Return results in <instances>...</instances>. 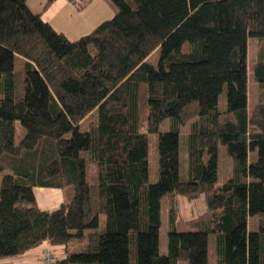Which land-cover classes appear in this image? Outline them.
<instances>
[{
  "label": "trees",
  "instance_id": "16d2710c",
  "mask_svg": "<svg viewBox=\"0 0 264 264\" xmlns=\"http://www.w3.org/2000/svg\"><path fill=\"white\" fill-rule=\"evenodd\" d=\"M106 1L113 17L70 39L28 0H0V258L47 240L66 245L57 264H209L213 239L217 264H264V0ZM221 144L235 166L219 184ZM39 186L69 199L42 209ZM201 196L203 213L181 217Z\"/></svg>",
  "mask_w": 264,
  "mask_h": 264
},
{
  "label": "crops",
  "instance_id": "0c3cea01",
  "mask_svg": "<svg viewBox=\"0 0 264 264\" xmlns=\"http://www.w3.org/2000/svg\"><path fill=\"white\" fill-rule=\"evenodd\" d=\"M45 1L46 0H28L30 6L35 11H40L42 13V18L44 20L51 23L58 31L63 32L70 39H77L80 36L84 35L82 34L81 31L89 27V23H86L88 18L90 20L94 19V22L96 21L93 25L98 23L97 19L100 16V13L97 14L90 11L92 8V4L94 3V0L90 3V5L87 8H85L82 11L76 9L72 0H53L49 4V6H47V8L43 9V4ZM34 190L39 207L45 210H51L57 208L63 202L67 201L70 196L69 191L62 188H50V187L39 186L36 187ZM39 197L40 199L42 198V200H49V203L45 201L41 203ZM178 223L180 228V224H181L180 221H178ZM167 232H168V228H167ZM85 239H86L85 237L82 239L81 238L75 239L76 245L84 244ZM166 246H167V242H166ZM210 248L211 249H210L209 264L212 263L217 264L216 258L214 257V253H213V251L215 252V250L212 247L211 241H210ZM65 256H66V245H52L47 240H45L38 246L31 248L22 254L0 258V264H57V262L60 259L64 258ZM183 262L189 264L188 261L185 260H180L178 264H183Z\"/></svg>",
  "mask_w": 264,
  "mask_h": 264
},
{
  "label": "rangeland",
  "instance_id": "374dc122",
  "mask_svg": "<svg viewBox=\"0 0 264 264\" xmlns=\"http://www.w3.org/2000/svg\"><path fill=\"white\" fill-rule=\"evenodd\" d=\"M94 13H100V16L97 19L96 24H99L105 19H109L113 17L115 14V10L111 4H109L106 0H94V3L92 4L91 10ZM96 22V21H95ZM94 19L86 21V23H89V27L87 29H84L82 34H85L87 32H90L94 26H97L96 24L93 25ZM93 26V27H92ZM249 45H248V72H249V103L250 105L256 103V101L259 99V88L258 84L255 81L253 74H252V66L257 58L258 50L260 48L259 43L257 42V39L255 38H250L249 39ZM158 56H159V51H154L151 56L150 60L157 64L158 61ZM224 102L227 98V88H224V91L220 97ZM220 106H224V104H220ZM88 126V121H85L82 124V128H85ZM167 124L164 122L161 127L162 129L166 128ZM189 132V123H186L185 125L182 126V133L183 135H187ZM182 136L181 137V153H182V158L185 154L186 146L188 145V142L186 138ZM149 162L151 167V174L152 176L156 177L158 173V168H159V157H158V137L157 133L151 134V140H150V148H149ZM257 157L256 152H251L249 159L250 160H255ZM173 162H175L174 155L172 156ZM209 157L206 156L205 160L206 162L208 161ZM234 166H235V160L234 158L229 154L227 150V146L224 144H221L219 146V159H218V167H219V184L226 181L228 178H230L233 175L234 171ZM4 172L0 173V182L1 178L3 176ZM39 200L41 203L43 201L48 202L49 200H42V198ZM169 200L164 198L162 201V226H161V251L163 253L166 252L167 246H166V238H167V228H168V209H169ZM206 206V201L205 197H197L195 199L189 198H181L180 199V208H179V214L181 217L186 218L188 216H196V215H201L203 211L205 210ZM180 221V229H185L186 225L184 223V220H179ZM213 239H211L212 242ZM183 264H187L183 262ZM213 264V263H212Z\"/></svg>",
  "mask_w": 264,
  "mask_h": 264
},
{
  "label": "built area",
  "instance_id": "2783aa9c",
  "mask_svg": "<svg viewBox=\"0 0 264 264\" xmlns=\"http://www.w3.org/2000/svg\"><path fill=\"white\" fill-rule=\"evenodd\" d=\"M52 259V258H51Z\"/></svg>",
  "mask_w": 264,
  "mask_h": 264
}]
</instances>
